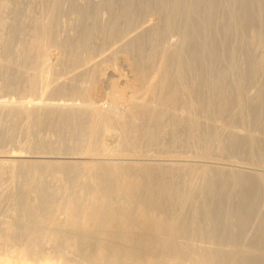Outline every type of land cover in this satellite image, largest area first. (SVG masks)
I'll return each instance as SVG.
<instances>
[{
	"label": "bare ground",
	"instance_id": "6f19581e",
	"mask_svg": "<svg viewBox=\"0 0 264 264\" xmlns=\"http://www.w3.org/2000/svg\"><path fill=\"white\" fill-rule=\"evenodd\" d=\"M52 48L70 81L94 62L80 102L0 98L58 136L0 153V264H264V0H0L2 88L31 65L30 90L66 92ZM98 76L114 92L88 103Z\"/></svg>",
	"mask_w": 264,
	"mask_h": 264
},
{
	"label": "rangeland",
	"instance_id": "374dc122",
	"mask_svg": "<svg viewBox=\"0 0 264 264\" xmlns=\"http://www.w3.org/2000/svg\"><path fill=\"white\" fill-rule=\"evenodd\" d=\"M58 35L60 36L61 33L58 34ZM61 36H62V35H61ZM15 43H17V42H15ZM18 46H19V43L16 44V47H18ZM14 47H15V45H14ZM18 48H19V47H18ZM46 53H49V55L47 54L46 56L50 58V61H51V60L53 61V59L57 61V59H56V54H55V53H56V50H55L54 53H53V48H52V50L50 49V50H48ZM18 55H19V54H18ZM52 57H53V58H52ZM19 58H20V57H18L17 59H19ZM51 58H52V59H51ZM52 61H51V63H52ZM56 61H53L54 63L51 64L52 66L55 65V66H56V69H57V71H58L57 74L55 75V76H56V77H55V80H56L57 82L60 81V83L62 84V86H63L64 88H65V86H66L65 90L68 88L67 86H68V84L71 83V82H72L73 85L75 84V85L77 86V87L75 86V88L83 87V86H84V84H83L84 82H85V83H88V78L90 77L89 74H90V71H91L90 69H92L91 67L93 66V62H94V60L92 61V63H91V62H90V63L87 62V64H86V62H85L84 64H85L86 66H85V65H82L81 68L84 69L83 71L85 72V75H84L83 78H81L82 80H79V81H77V82L75 81L76 83H75L74 81H70V80H68V78H67V73H66L67 71H66L65 69H67L66 67H69V65L59 66V65H62V64H60V63L58 64V62H56ZM55 63H57L58 65H56ZM67 64H68V63H67ZM88 64H89V65H88ZM19 66H20V70H21V69L23 70V68H24L25 66H27V67L24 68V71H25V72L27 71V72L25 73V75H24V77H26V78H25V79L22 78V79L20 80L21 82H17V83H16V87H15V89H14V88H12V89L10 88L11 90L14 89V91H11L10 89H6V88L4 89V88H2V87H4V85H3L4 83H1V81H2L4 78H2V79L0 78V79H1V80H0V85H2V86H0V87H1V88H0V93H1V94H0V98H1V99L4 98V100L6 99V101H8V100L10 99L9 101L12 102V104H16V105H18V106L15 105L17 108L21 107L22 104H23L25 107H24V106H22V107L27 108L28 110H29V109H30V110H33V109L35 108V107H34V108L32 107V106L34 105L33 103H36V101L38 102V101H40V100L42 101L44 98H45V100H43V102L45 101L46 103H49V102H51V103H52V102H55V101H57L56 98H58L59 100H62V99L64 98V100H67V101L69 100L68 98H70V100H71V99H75V102H80V100H77V98H78L77 96H78V95H75V94L73 95L72 92H71L70 95H68V93H70V92H68V89L66 90V92H64V91L60 92L61 94H63V92H64L63 95H61L60 93H59L60 95H59V94H51V93H49V94H51V95H49L47 89H45L46 91L43 90V89L40 90V88L38 89V87H37V90H30V89H29L30 86L28 87V83L30 84V79H29V78L31 77V75H32V73H33V69H35V68H34L33 66H31V65H25V66H24V65H19ZM21 66H22V68H21ZM55 66H53V67L55 68ZM32 67H33V68H32ZM59 68H60V69H59ZM62 69H63V70H62ZM31 70H32V71H31ZM67 70H68V69H67ZM34 72H35V70H34ZM65 73H66V74H65ZM30 74H31V75H30ZM27 75H30V76H27ZM0 77H1V76H0ZM27 77H28V78H27ZM99 77H100V76H98V77L96 78V79H98V80H97L98 82L96 81L95 86H94L93 88H91V90H89V92L87 93V94H88L87 96H88L89 98L86 96L87 98H85V99L88 101V103L91 102V101L89 102V100H91L92 98H93V99H92V102H95L96 99H94V97L97 98V99L101 98V99H103V101H105V100H104L105 97L108 96V94L114 92V90H113L112 92H109V91H110V88H111V87L109 86V85H111V83H110V82H111V81H110L111 78L109 79V78L105 77L106 79H103V78H101V77L99 78ZM56 78H58L59 80H57ZM85 78L87 79V82L85 81V80H86ZM9 79H11V78H9ZM9 79H8V81H10ZM26 79H27V80H26ZM28 79H29V80H28ZM66 79H67V80H66ZM101 79H102V80H101ZM107 79H109V80H107ZM22 80H23V81H22ZM62 80H63V81H62ZM103 80H104L106 83H105ZM3 81H4V80H3ZM3 81H2V82H3ZM83 81H84V82H83ZM99 81H101V82L99 83ZM102 81H103V82H102ZM107 81H108L109 83H108ZM11 82H12V81H11ZM22 82H23V83H22ZM68 82H69V83H68ZM64 83H65V84H64ZM101 83H102V84L104 83V85H102ZM23 84H24V85H23ZM25 84H27V85H25ZM80 84H81V85H80ZM18 85H19V86H18ZM21 85H23L24 88H22ZM79 85H80V86H79ZM82 85H83V86H82ZM107 85H108V86H107ZM17 86H18V87H17ZM78 86H79V87H78ZM25 87H26V89H25ZM103 87H104V88H103ZM21 88H22V90H21ZM27 88H28V89H27ZM102 89H104L105 91H104V90L101 91ZM5 90H7V92H6ZM15 90H16V91H15ZM19 90H20V91H19ZM42 90H43V91H42ZM111 90H112V88H111ZM10 91H11V92H10ZM18 91H19V92H18ZM28 91H29V92H28ZM33 91H34V92H33ZM37 91H38V93H37ZM92 91H93V92H92ZM100 91H101V92H100ZM2 92H3V93L6 92V93L3 94ZM8 92H9L10 94H9ZM96 92H98L99 94L96 93ZM104 92H106V93L104 94ZM7 93H8V94H7ZM39 93H40V94H39ZM65 93H66L67 95H65ZM92 93H93V94H92ZM95 93H96V95H95ZM102 93H103V94H102ZM5 94H6V95H5ZM31 94H32V95H31ZM43 94H44V95H43ZM4 95H5V96H4ZM7 95H8V96H7ZM12 95H13V96H12ZM35 95H36L37 98H36V97L34 98ZM53 95H55V96H54L55 98L53 97ZM57 95H58V96H57ZM92 95H93V97H92ZM98 95H99V96H98ZM101 95H102V96H101ZM21 96H22V97H21ZM23 96H24V97H23ZM28 96H29V99H28ZM43 96H44V97H43ZM46 96H47L48 98H47ZM49 96H50V97H49ZM51 96H52V97H51ZM61 96H62V97H61ZM17 97H18V98H17ZM19 97L22 98V100H21ZM31 97H32V99H34V100L30 99ZM39 97H40V98H39ZM49 98H50V99H49ZM51 98H52V99H56V100L53 101ZM15 99H17V100H15ZM36 99H37V100H36ZM79 99H80V98H79ZM12 100H13V101H12ZM26 100H28V101L26 102ZM46 100H47V101H46ZM51 100H52V101H51ZM20 101H21V103H19ZM24 101H25L26 103H25ZM22 102H24L26 105H25L24 103H22ZM17 103H18V104H17ZM29 103L32 104L31 107L29 106V105H30ZM19 104H20V105H19ZM10 105H11V103L9 104V107L14 108V105H13V106H12V105L10 106ZM105 107H108V106L105 104ZM14 109H15V108H14ZM1 111H3V110H0V112H1ZM1 114H2V115H1ZM5 115H6V114H5ZM5 115H3V113L1 112V113H0V119L3 120V117H1V116H4V117H5ZM6 118H8V117L6 116ZM6 118H4V119H6ZM9 119H10V117H9ZM2 120H1V121H2ZM6 120H8V119H6ZM6 120H3L2 122L0 121L1 124L4 122L2 125L0 124V127L3 128V126H4L3 129H5L6 127H9L8 124H9V125L12 124V123L10 124V122H13V121H14L13 124H16L15 122H18V121H19V120H16V121H15V120H11V119H10V120H8V121H10V122L8 123V121H7V124H6V123H5ZM21 122H22V123H21ZM24 122H25L24 120H20V121L18 122V124H17L18 126H16V125H15L16 127L12 126V127H14V129H13L12 127H10L12 130H14V133L11 135V136L13 137L12 139H11V137H9L10 135H9V132H8L7 130H10V129H8V128H7V130L5 129V132H3V133H7V134H5V135H7V136H6L7 138L3 137L4 134H0V136H2V139L0 140V142H2L3 139H5V140H4V143L2 142L1 145H0V153H1V154H3L4 152H5L4 154H6V153L9 152V151H10V152L20 151L21 148H22V151H24L25 148H26L28 145H30L29 148H30V150H32V148L34 147V146H32V145L34 144V143H32V142H33V141L40 140V139L42 138V136L39 137V136H40L39 134H41V133H43V132L45 131V129H44L45 127L43 128L44 131H42V129H38V128H36L35 126H34L33 128H34V130L37 129V131H34L33 128L31 127V130H33V131L37 134V137H36V134H35L34 132H33L34 134H32V131H31V130H30L31 133H29V135H25L26 132H24V130H25V127H26V126L21 125V124H24ZM4 124L7 125V126L5 127ZM19 125H20V127H19ZM23 126H24V128H23ZM32 126H33V125H32ZM17 127L21 128V129H18ZM50 127H51V126H50ZM50 127H49L50 130H51V129H52V130L55 129L54 127H51V128H50ZM53 128H54V129H53ZM3 129H0V132H1V133H2L1 130H3ZM17 129H18V131H17ZM49 129L47 130V127H46V131H47V132L45 131V132L43 133V135H44V134L46 135V136L44 135L45 137L43 136V138H46V139H45V140H44L43 138H42V139H43L44 141H46V140L49 139L48 143L50 142V140H52L51 142H52L53 144H55V146H57L58 143L56 144V142H55V140H54V139H57V138H58V136H57V134H56L57 132L55 133V135H56L57 137H54V136H55V135H54V132H52V133H53V134H52L51 131H50ZM22 130H23V131H22ZM3 131H4V130H3ZM39 131H41V133H40ZM48 131H49V132H48ZM55 131H56V130H55ZM15 132H16V134H15ZM17 132H18V133H17ZM21 132H22V133H21ZM37 132H38L39 134H38ZM31 134H32V136H31ZM47 134H48V136H47ZM50 134H51V135H50ZM5 135H4V136H5ZM13 135H14V136H13ZM18 135H19V136H18ZM22 135H23V136H22ZM24 135H25V136H24ZM38 135H39V136H38ZM52 135H54V136H52ZM29 136H30V138H28ZM49 136H52L53 139L50 138ZM65 136H66V135H65ZM8 137H9L10 139H8ZM16 137H17V138H16ZM32 137H34V138L36 137L37 140H36V139H33ZM38 137H39V139H38ZM48 137H49V138H48ZM63 137H64V135H62V138H63ZM68 137H69V136H67L66 138L64 137L65 140L62 139L61 142L64 144V142H65L66 140H68V139H67ZM0 138H1V137H0ZM15 138H16V139H15ZM31 138H32V139H31ZM47 138H48V139H47ZM69 138H70V137H69ZM19 139H20V140H19ZM29 139H31V140H30L31 142L29 141ZM7 140H8V142H7ZM11 140H12V141H11ZM13 140H15V141H13ZM25 140H26V141H25ZM32 140H33V141H32ZM53 140H54L55 143L53 142ZM27 141L29 142V144H28ZM56 141L58 142V140H56ZM63 141H64V142H63ZM71 141H72V144L75 142L74 139L71 138L70 140H68V142H67V141L65 142V145H67V143L70 145V142H71ZM6 142H7V143H6ZM11 142H12V143H11ZM13 142H14V143H13ZM21 142H22L23 145H25L24 143L27 142V143H26L27 146H26V145H25L26 147L24 146V150H23V145L21 144ZM46 142H47V141H46ZM51 142H50V143H51ZM102 142H106V145H109L108 147H110V143H109L106 139H103ZM30 143H31L32 145H31ZM35 143H36V142H35ZM52 143H51V144H52ZM3 144H4V145H3ZM72 144H71V145H72ZM2 146H3V147H2ZM8 147H9V148H8ZM3 148H4V150H3ZM27 148H28V147H27ZM27 148H26V150H27ZM35 148H36V147H34V150H35ZM6 150H7V152H6ZM30 150H29V151H24V152H25V153H26V152H32V151H30ZM34 150H33V152H34ZM47 152H48V151H47ZM26 154H27V153H26ZM242 158H243L244 160H246V161H252V162L260 163L258 160H255V159H254L255 161H254L253 159L248 160L247 156H244V157H242ZM24 159L29 160L30 158H24ZM40 159H42V158H40ZM240 159H241V158H240ZM30 160H33V159L31 158ZM257 161H258V162H257ZM263 164H264V162H263ZM7 177H8L7 175H4V176H3V179H4V180H3V179L0 180V183H3V182H4L3 184H0V186L3 185V188H4V189H5V186H6V188H7V186H8V185H6V184H7L6 181L9 182L8 184H10V181H9V179H8ZM5 180H6V181H5ZM3 188L1 187L0 189H3ZM5 198H6V197H5ZM5 198H4V200H2L3 198L0 199V202H1V201H2V202L5 201L4 204L1 202V205H0V212H1V213H2V212L4 213V214H3V213L0 214V218L7 217V214L9 215L10 207H13V202H10V201H11L10 198H9L8 200H7V198H6V199H5ZM7 201H8V202H7ZM10 205H11V206H10ZM2 206H3V207H2ZM5 206H6V207H5ZM7 206H8V207H7ZM263 208H264V206H263ZM4 209H5V210H4ZM8 210H9V211H8ZM263 211H264V209H263ZM200 222H201V223H200ZM203 222H205V221H203V220H202V221H201V220L198 221V226H200V227H198V230H199L201 227H202L201 230L203 229ZM205 223H206V222H205ZM205 223H204V224H205ZM253 223L256 224L257 222L254 221ZM200 224H201V225H200ZM251 224H252V223H251ZM254 224H252L253 227H254V226L257 227V224H258V223H257L256 225H254ZM252 225H251V226H252ZM204 227H206V225H204ZM249 227H250V225H249ZM253 227H252V228H251V227L248 228V229L250 230L248 233H246V234H248V235H245V234H244V235L242 236V237L244 238V240L241 239V238H242V237H241V238H240V239H241V240H240L241 242H240V241L237 242V243L239 244V246H240V245H241V246H245L246 244H249V243L252 241L251 238H252L253 234L256 233V227H255V228H253ZM254 229H255V230H254ZM201 230H200V231H201ZM204 230H205V229H204ZM204 230H202V231H204ZM200 231H199V233H197L198 235L194 234L195 236H193V238H190L189 241H188V240H187V241L185 240V241H182V242L185 243V244H186V243H189V242H190L189 244H191V242H192V244L194 243L195 245H198V244L200 243V245L203 244L204 246H206V244L208 245V243H209L208 246H210V247L215 246V245L213 244L214 242L212 241V239L210 240V242H208L209 239H207V238H206L207 241H206V239H204V238H201V239H202V240H201V239L199 238V236L201 235V232H202V231H201V232H200ZM246 232H247V231H246ZM249 233H250V234H249ZM251 233H253V234L251 235ZM247 237H248V238H247ZM250 237H251V238H250ZM198 238H199L202 242H201ZM249 238H250V239H249ZM197 239H198V240H197ZM252 239H253V238H252ZM248 240H250V241H248ZM242 241H243V242H242ZM211 242H212V243H211ZM42 243L45 244V241H43ZM194 244H193V245H194ZM212 244H213V246H212ZM203 245H202V246H203ZM223 248H225V247H223ZM223 248L221 249V250H223V251H226V250L228 251V250H230V249H227V247H226V249H223ZM10 251H11V252H9V251H5V252H6L5 254H8L9 256H10V255H14V254H13V251H12V250H10ZM250 251H252V250H250ZM256 251H257V252H256ZM8 252H9V253H8ZM14 253H15V251H14ZM36 253H37V252H36ZM251 253H254V254L256 253V255H258L259 252H258V250H254V251H252ZM36 257L38 258V256H34L32 253H31V255H28V258H29L31 261H35V260L37 259ZM32 258H33V260H32ZM34 258H35V259H34ZM178 263H180V262L169 261L168 263H164V264H178ZM187 264H193V262H192V263H187Z\"/></svg>",
	"mask_w": 264,
	"mask_h": 264
}]
</instances>
